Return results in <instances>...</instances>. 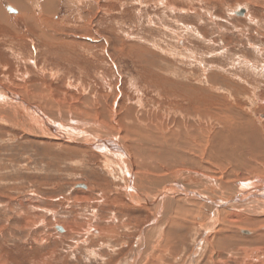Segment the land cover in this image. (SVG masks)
Segmentation results:
<instances>
[{
  "label": "rangeland",
  "instance_id": "1",
  "mask_svg": "<svg viewBox=\"0 0 264 264\" xmlns=\"http://www.w3.org/2000/svg\"><path fill=\"white\" fill-rule=\"evenodd\" d=\"M11 1L0 0L3 90L50 120L63 121L65 129L73 119L92 118L111 131L118 129L115 135L132 154L136 175L148 177L145 172L152 171L169 178L195 171L216 185L264 179V0H28L33 13ZM243 8L247 12L242 14ZM185 91L187 100L172 95ZM197 98L207 116L200 125L205 138L246 131L235 141L245 143L241 156L210 151L200 167L169 166L171 159L151 157L154 144L168 147L166 133L172 134V145L180 138L173 134L182 113L169 109V103L193 107ZM195 120L185 121L198 126ZM30 131L10 112L0 111V264H130L134 259L136 264H212L211 242H206L220 233L222 221L206 234L210 215L205 201L182 196L177 213L183 216L187 210L180 222L192 228L176 227L170 239L155 233L157 241L149 242L146 232L161 224L155 225L152 208L127 196L123 168L118 163L110 164L112 170L105 167L108 158L115 162V153ZM169 149L178 151L179 158L186 156ZM263 182L243 190L261 189ZM238 214L235 244L221 248L223 259L213 250V260L264 264V249L256 254L248 245L256 231L264 248V215ZM110 226L118 232L107 246L102 241L109 240Z\"/></svg>",
  "mask_w": 264,
  "mask_h": 264
},
{
  "label": "bare ground",
  "instance_id": "2",
  "mask_svg": "<svg viewBox=\"0 0 264 264\" xmlns=\"http://www.w3.org/2000/svg\"><path fill=\"white\" fill-rule=\"evenodd\" d=\"M11 2L12 3L15 2L16 4H18V6L20 8H22L24 11H28V12L33 11L30 8V6L28 5V3H29L28 0H12ZM12 10L16 11L15 8L14 9L12 8ZM0 11H2L1 8H0ZM244 12L246 13L247 9L243 8L241 13L243 14ZM3 18H2V20H3ZM251 20H252V18H251ZM41 27H42V25H41ZM43 29H44V26H43ZM52 34H56V33H52ZM3 89L4 88L0 85V90H1V92H0V111L2 110L4 112L5 111L10 112L13 115V119L17 122V124L19 126L24 127L25 129H30L32 132L38 133L39 135H44V136L50 137V139L58 137L61 141H65V140L70 141L71 140L73 142H76V144H78V146L83 145V144H85V145L87 144V146H89L91 148H97L98 150H100L102 152L104 151V153H106L105 151H109L111 153L116 154V156L114 155L115 162H112L111 159L108 158L110 160V162L105 161L106 162L105 167L112 170L111 168L113 167V165H110V164H117L118 163L121 166V168H123L124 173H125V174H123L125 177V188H126L125 193L127 194V196L130 198V200H133L134 202H136L135 200H137L136 203L143 202L145 206L152 208L155 211V220H156L154 222L155 225L158 226L159 224H161L159 229H156V228L152 229L150 234H148L149 231L146 232V236H147V238H149V242H152V240L157 241V240H155V238H156L155 233H158L159 238H160V236L162 237L163 234L167 233V236L170 239L169 236L172 235L173 232L175 231L174 228L181 227L184 229L186 228V230H187V228H189V230L192 228V226H189L190 224H186L187 222H185V223L180 222V219L183 216H186V214H188V213H186L187 210L183 212V214H184L183 216L182 215L180 216L177 213L178 203H180V201L183 200L182 196L194 198L198 201L203 200L209 206V209H206V211H205V212H207L208 215H210L209 224L205 228L207 231L206 234H209L210 232L211 233L215 232V230H214V229H216L215 227L217 225H219L218 224L219 221L220 222L222 221V230L220 231V233H219V231H217V233H215L214 236L212 237V239L214 240L215 238L218 239V236H219V238H220V239H218L219 241L216 239L218 242L215 241V243H212L213 240L210 241V239H209L206 242V244L207 243L209 244V242H211L210 243V255L208 256V258L211 260L212 264H216L215 260H213L212 255H211L212 252H214L213 250H215L217 252L218 256L220 258H222L221 255L224 251L221 248L226 247L225 248V250H226L227 247L233 246L236 242L237 237L236 238L233 237L234 236L233 233L235 232V228H233V226H234L233 224L236 220H239L238 219V216H239L238 211L246 210L247 212L251 213L253 216L254 215L256 216L257 214L258 215H264V187H262L261 189L257 188L256 190H255V188H253L249 191L243 190L245 185H247V186L248 185L249 186L255 185L256 186V185H258V183H260V181L263 182L264 179L261 180L260 177H256L253 182L252 181H249V182L239 181V182H236L233 184H228V182L227 183L226 182H219V183H217L218 185H216L214 183L215 181L213 182V181L209 180L211 178L204 177L203 175L198 174L195 171L194 172L193 171L192 172L178 171L177 173L172 174L169 178L158 176L155 173H153L152 171H150L149 173L145 172L148 175V177L143 176L142 174L136 175L135 171L133 169V163L134 162H133L132 154L126 149L124 144H121V142L118 141L117 136L115 135V133L118 131V129H116V131L115 130L111 131V128L109 129L107 127V125L105 126V125L100 124L99 123L100 120H98L96 118H92V119L90 118L91 119L90 121L89 120H83V122H78L76 119H73V121H75L74 122L75 124H73V121H72L69 125H67L69 128L65 129L64 124L62 123L63 121L60 123H58L59 122L58 121L56 123V122H54V120H50L49 117H45L41 112H39L41 110L38 111L35 106L30 105L28 102L23 100V98L19 97L17 94H13V93L6 91V90H3ZM172 95L175 98L178 96L179 98L181 97V98H185L186 100L188 99L186 91L182 92V93H172ZM201 100L202 99L197 98V100H196L197 105H195L193 107L187 106V103L181 104L182 107L180 104H177V103H169V106H170V107L168 106L169 109L171 107H173L174 110H180V114L182 113L181 120L178 122L179 130H178V132L175 131L173 134V136L178 135V137H180V138H178L177 141H176L177 137L175 139L173 138L176 141V143L172 145L171 141H173V140L170 139L172 134L170 135L169 133H166L165 134L166 136L165 137L162 136V137L164 138V141H166L169 144L168 147L164 148V145L160 142L154 144V147H156V148L151 149L152 150V156L151 157L156 156V157H164V158H166V160L171 159L169 161V166H174V165L177 166L178 163H181L183 165L189 164L193 167H198V166L200 167L201 165L205 164L204 163L205 155H207L208 153L211 154L212 152L217 153V150H218V152L220 151V152L226 153L227 156H231V155H232V157H234V155L241 156V154H242L241 152L243 151V149L245 147V146L243 147V145H242L244 142L242 144L239 142L241 145L240 146L239 143L235 142V141H236V139L242 138L244 136V134L246 133V131H245V133H242V132H236L235 133V132L231 131V134H229V136H227V137H224L225 135L222 136V134L218 132L217 137L213 138L212 140H211V138L210 139L205 138L203 127L200 126L202 121H203V117L206 116V113L203 110L204 103ZM187 102L190 104V101H187ZM86 104H87V102H86ZM36 112H39L40 115L42 114L41 117L36 118L35 114H34ZM215 112H216V110H215ZM222 113H223V111H222ZM238 115L240 116L241 114H238ZM193 117H196L195 121H197L198 126L195 124H190V123L185 121L186 118H189V122H190V120L193 119ZM216 117H218V116H216ZM228 117H230V116H228ZM207 119H209V118H207ZM234 119H235V117H234ZM247 119H249V118H247ZM245 120H246V118H245ZM214 121H216V120H214ZM237 121L240 122V120H238V119L235 122H237ZM246 121H248V120H246ZM246 121H245V123H246ZM31 122H32V124H31ZM241 122H242V120H241ZM241 122H240L239 126L241 125ZM46 123H49V124H47L48 126L46 125L47 129L42 128L41 125L45 126ZM217 123H219V122L217 121ZM250 123H251V121H250ZM36 124H39L40 126L36 125ZM179 124H182V125L179 126ZM220 124H222V123H220ZM246 124H248V123H246ZM235 125H237V124H235ZM30 126H32L33 128H31ZM128 127H130V124ZM245 130H246V128H245ZM208 131H207V133H209ZM169 132H171V131H169ZM119 133H120V131L118 132V134ZM211 133H209V134H211ZM227 133H229V132L227 131ZM252 133L254 134V131ZM260 135H262V134H260ZM252 137H255V136H252ZM254 140H252V143H254ZM108 141L113 142V146L107 145L106 143ZM249 143H250V141H249ZM252 143H250V144H252ZM109 144H110V142H109ZM256 144H259V143H256ZM248 146H250V145H248ZM259 146H261V144ZM169 148H175V149H178L181 151H185L186 156H182L181 158H179L178 157V156H180L179 152L178 151H171ZM191 148H193L192 151H191ZM250 148H251V146H250ZM159 149H161V150L163 149V150L161 151ZM253 149L255 150V148H253ZM198 151H199V153H197ZM210 151H212V152H210ZM173 152L175 153V156H173ZM191 155H194V156H191ZM196 155L198 157L203 156L202 158H204V159L198 158ZM106 156H104V157H106ZM218 156H220V155H218ZM237 161H238V159H237ZM239 166H240V163H239ZM202 167H204V166H202ZM205 167H207V166H205ZM135 175H136V177H135ZM214 179H216V178H214ZM245 182H246V184H245ZM162 183H164V186L161 185ZM159 185H161V187H159ZM261 185H264V182L261 183ZM82 186H83V184H82ZM149 186H151V187L149 188ZM105 193L108 194V191H105ZM219 193H222V194H220L221 195L220 197L218 196ZM214 197H216L215 200H214ZM85 201L90 202V199L87 198ZM110 201L113 203L117 202L115 197H114V199H111ZM107 203H109V202H107ZM124 206H126V204L122 203V205H120V207H123L121 210L122 212H126V210H124L125 209ZM197 207H198V205H197ZM179 211H181V210H179ZM242 214H244V213H242ZM114 217H116L115 214L112 216V218H114ZM192 217L193 216L191 215L190 217H188V219H190ZM199 226L203 227V225L201 223H199ZM59 229L62 230L61 227H59ZM172 229H174V230H172ZM105 230H103V231H105ZM116 231L117 230L115 228H112V227L107 229V232L111 233V234H109L110 236H108L109 240L108 239H107L108 241L103 240L102 243L103 244L107 243L106 245L109 246L108 242H110V240L115 237L114 236L115 234L113 235V233H116ZM103 235H105V234H103ZM209 235H211V234H209ZM262 238H263L262 234H258L256 231H254L253 236L250 237V242L248 245L254 246L256 254H258L259 251L262 252L264 249L262 247V244H263V242L261 241ZM142 239H143V237H142ZM143 241H145L144 244L147 246L148 242H146V240H143ZM168 242L170 243V241H168ZM172 243H174V242H172ZM144 244H140L141 247L138 246L137 255H140L141 249H142ZM214 245H217L220 249L217 250L218 247H214ZM169 246L170 245H167V247H169ZM238 247H239V245H238ZM234 250L236 251V248ZM240 250H241V248H240ZM244 250L246 252V256L249 255L248 254V248H244ZM233 251H228V253L233 255V254H235V253H233ZM91 252H92V254L93 253L96 254V252H94V251H91ZM234 256H236V254ZM224 257H226V256H224ZM224 260H226V258ZM235 260H236V258H235ZM133 261H131L133 263H130V264H136L137 263L136 259H134ZM219 262L220 261H218L217 263H219ZM227 262H228V260H226L223 264H226ZM231 262L233 263V261H231ZM204 264H206V263H204Z\"/></svg>",
  "mask_w": 264,
  "mask_h": 264
}]
</instances>
